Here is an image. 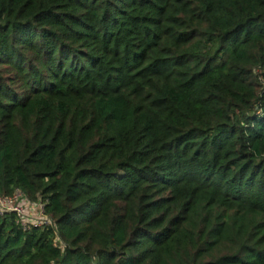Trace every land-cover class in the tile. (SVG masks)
Segmentation results:
<instances>
[{"label":"trees","instance_id":"1","mask_svg":"<svg viewBox=\"0 0 264 264\" xmlns=\"http://www.w3.org/2000/svg\"><path fill=\"white\" fill-rule=\"evenodd\" d=\"M0 264H264V0H0Z\"/></svg>","mask_w":264,"mask_h":264},{"label":"built area","instance_id":"2","mask_svg":"<svg viewBox=\"0 0 264 264\" xmlns=\"http://www.w3.org/2000/svg\"><path fill=\"white\" fill-rule=\"evenodd\" d=\"M37 208L39 210L37 218L29 215ZM9 213L15 214L25 228L31 226L42 227L50 223L49 217L44 215L41 206L30 203L21 192H17L11 197H0V216Z\"/></svg>","mask_w":264,"mask_h":264},{"label":"rangeland","instance_id":"3","mask_svg":"<svg viewBox=\"0 0 264 264\" xmlns=\"http://www.w3.org/2000/svg\"><path fill=\"white\" fill-rule=\"evenodd\" d=\"M34 208H35V207H34ZM38 214H39V210H38V208H37V210L35 209V210L33 211V213L30 212L29 215H31L32 217L34 216L35 218H37Z\"/></svg>","mask_w":264,"mask_h":264}]
</instances>
